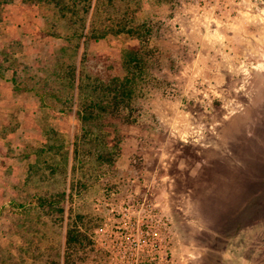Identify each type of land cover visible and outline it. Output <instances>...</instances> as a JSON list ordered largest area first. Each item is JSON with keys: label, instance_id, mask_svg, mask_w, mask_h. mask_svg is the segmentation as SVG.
I'll return each instance as SVG.
<instances>
[{"label": "rangeland", "instance_id": "1", "mask_svg": "<svg viewBox=\"0 0 264 264\" xmlns=\"http://www.w3.org/2000/svg\"><path fill=\"white\" fill-rule=\"evenodd\" d=\"M66 1L76 16L0 0V264H264V0ZM126 11L151 31L138 121L83 125L97 58L138 41L77 50L72 31ZM60 195L63 214L38 208ZM75 216L90 243L71 251ZM143 222L165 258L134 246Z\"/></svg>", "mask_w": 264, "mask_h": 264}, {"label": "trees", "instance_id": "2", "mask_svg": "<svg viewBox=\"0 0 264 264\" xmlns=\"http://www.w3.org/2000/svg\"><path fill=\"white\" fill-rule=\"evenodd\" d=\"M47 1L54 4L60 15L66 17L67 13H71L73 17L76 16L72 3L66 0ZM113 22V26L107 30L72 31L71 38L78 41L77 50L89 40L104 39L110 34L113 36L124 34L130 40L138 41L137 45L120 50V54L116 58L109 56H99L97 58L93 73L90 72L91 75L86 76L89 83L86 90L88 93L84 97L85 101L81 102V109L74 112L81 123L86 126L99 123L104 119L114 125H133L138 121L134 102L138 94L139 84L146 74V56L151 31L145 23H136L133 18H129L128 11ZM69 69V85L73 87L77 83V67L74 65ZM71 100L73 101V99ZM72 101L66 100L63 104L70 103V105H73ZM99 145L104 144L99 143ZM104 147L116 148L117 150H103L97 154V160L101 163L112 164L120 154L119 146L116 142H110L109 145ZM64 200H66L65 195L58 196V199L38 198V208L52 209V211L63 214L64 209L61 207V203ZM70 214L72 216L71 210ZM71 218L72 221L65 233V246L72 251L76 248H82L90 242L88 230L84 229L82 231L79 227V224L83 226V217L75 216Z\"/></svg>", "mask_w": 264, "mask_h": 264}, {"label": "built area", "instance_id": "3", "mask_svg": "<svg viewBox=\"0 0 264 264\" xmlns=\"http://www.w3.org/2000/svg\"><path fill=\"white\" fill-rule=\"evenodd\" d=\"M143 230L141 231L142 237H144V241L141 243H134L135 247H141L142 250H146L152 255L153 260H160L165 258L163 256L161 240L158 239L157 235L152 230V225L146 224L145 222L142 223Z\"/></svg>", "mask_w": 264, "mask_h": 264}]
</instances>
